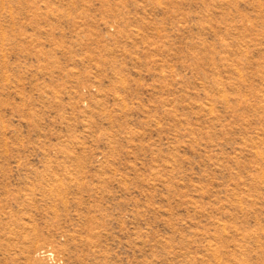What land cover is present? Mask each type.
<instances>
[{
  "label": "rangeland",
  "instance_id": "obj_1",
  "mask_svg": "<svg viewBox=\"0 0 264 264\" xmlns=\"http://www.w3.org/2000/svg\"><path fill=\"white\" fill-rule=\"evenodd\" d=\"M0 264H264V0H0Z\"/></svg>",
  "mask_w": 264,
  "mask_h": 264
}]
</instances>
